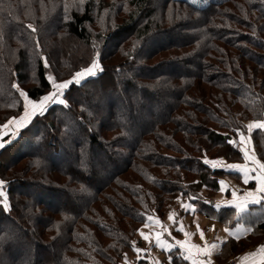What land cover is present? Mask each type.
<instances>
[{
    "label": "trees",
    "instance_id": "obj_1",
    "mask_svg": "<svg viewBox=\"0 0 264 264\" xmlns=\"http://www.w3.org/2000/svg\"><path fill=\"white\" fill-rule=\"evenodd\" d=\"M72 38L81 51H68ZM96 51L103 71L66 92L68 107L51 106L0 149L11 206L0 209V264H119L148 215L194 190L205 195L188 199L198 212L233 222L207 194L236 176L204 161H240L228 139L264 119V0H0V125L23 109L13 85L38 100L50 75L71 77ZM96 85L129 110L138 92L152 106L146 127L137 114L101 118L88 99ZM251 146L264 161V131ZM8 232L29 258L5 246Z\"/></svg>",
    "mask_w": 264,
    "mask_h": 264
},
{
    "label": "crops",
    "instance_id": "obj_2",
    "mask_svg": "<svg viewBox=\"0 0 264 264\" xmlns=\"http://www.w3.org/2000/svg\"><path fill=\"white\" fill-rule=\"evenodd\" d=\"M23 114V109L18 116ZM8 121V120H7ZM7 121L4 122L7 123ZM253 121H246L244 125V132L247 135L246 125ZM3 124V125H4ZM12 128V125H9V129H3V132H8ZM239 140V139H238ZM239 143V141L237 142ZM239 145V144H238ZM244 146L247 149H253L251 146V142L247 145H239V147ZM242 153V152H241ZM221 159H213L209 161H218L216 167H223L226 170L234 173L236 177L232 174L231 176H223L219 180L218 184V192L213 195L210 200L215 205L217 202L229 201L232 200V191H237L239 197H243L246 192L254 191L257 182L259 180V172L253 173L251 171L252 168H255L256 165L252 164L249 160L244 159V155L242 153V159L240 161H231L226 162ZM264 162V161H261ZM241 165L244 166V170L237 169H228L226 165ZM211 165V164H210ZM245 171H247V183L245 180ZM224 182V191H221L220 182ZM203 193V191H201ZM182 196L176 197V203L179 204H187L185 199L181 198ZM179 198V199H178ZM223 208H229L232 210V218L233 222L230 224H224L220 221L214 220L212 218H208L205 215L203 216L196 209L195 214H192L190 211H186L184 207L182 210L175 211H166L161 217L150 214L148 216H152L155 219L159 220V224L149 223L148 227H145V221L137 230L143 231L145 234H150L149 238L152 241L150 244L146 242L140 236L139 232L136 230L135 235L133 236L132 242H135V246L140 249H145V252H141L137 254L133 250V244L131 242V247L123 254L122 258L119 261V264H191V261L185 260L182 256L183 249H178L177 247H172L170 251H165L159 247L155 246L156 233H161V239L168 241L170 245H175V241H187L188 245L196 244L201 247L204 246L205 242L208 244H220V241L227 239V243L223 244L220 248L213 252L211 259L214 260H225L228 258L236 257L240 260V257H244L247 253L256 251L259 246L264 245V234L261 238L258 237L260 232L252 231L250 233H245L243 231L244 228L255 226V224L259 220H264V200H261L259 204H251L247 205V208L244 212L240 213L237 216V210L234 206H222ZM218 209V208H215ZM169 214H173L176 223L169 220ZM146 220V219H145ZM260 221V222H261ZM182 226L185 232L192 233L190 237H186L183 232L178 231L177 229ZM264 222V221H263ZM197 225H199V229L203 230L205 239L202 241L197 231ZM214 228V230H213ZM240 229L239 232L240 239L235 240L227 236L224 229ZM167 229V231H165ZM255 230V228H253ZM169 233H171L169 235ZM240 244V245H238ZM242 244V245H241ZM237 245V246H236ZM193 251H195L193 249ZM127 254V261H125L124 257ZM138 256L140 258H138ZM242 264H260V257L257 256L255 258L248 257L246 260H240Z\"/></svg>",
    "mask_w": 264,
    "mask_h": 264
},
{
    "label": "snow or ice",
    "instance_id": "obj_3",
    "mask_svg": "<svg viewBox=\"0 0 264 264\" xmlns=\"http://www.w3.org/2000/svg\"><path fill=\"white\" fill-rule=\"evenodd\" d=\"M193 3H196L197 0H192ZM80 3H83V0H80ZM28 29H31L32 32H35L36 29L32 27L31 24L26 26ZM97 45L94 43L93 48L96 49ZM100 52L96 51L94 58L92 59L91 63L86 67L81 69L80 71L75 72L72 77L67 81H61L58 82L55 77L49 76L48 80L51 86L52 91H50L48 94L40 97L38 100H32L29 95L19 88L18 85H13L16 87L17 91L19 92V96L23 98V114L17 117H12L8 119L7 123L4 125H0V128L3 129H9V125H12V128L8 132H0V149H3L7 144L11 143L14 139L18 137V134L21 130L25 129L34 119H36L39 116H44L49 108L53 105H61L63 107H68L67 100L64 98L67 91L71 89V87H79L83 86V84L89 79L94 78L97 76L99 72L103 71V67L99 61L100 58ZM127 55V54H126ZM45 67H48L46 58L44 59ZM247 135H245V132L236 129V135L239 137V144L240 145H247L251 142V134L255 130L264 131V119H258L255 120L248 125L245 126ZM9 136L10 138L5 140L4 136ZM228 144H231L233 146H239L237 144V141L234 139H228ZM239 150L243 153L244 159L249 160L252 164L256 165L255 168H252L251 171L253 173L259 172V180L257 182V186L254 191H249L244 194V196L241 198L238 196L237 191H232V200L229 201H222L217 202L215 204L216 208H221L222 206H234L237 210V216H239L240 213L244 212L247 208V205L249 203L251 204H259L261 200H264V162H261L259 158L255 155L254 148L249 150L244 146L239 147ZM206 164H211L213 167L217 166L218 161H204ZM222 163V158L219 161ZM228 169H237V170H244V166L241 165H226ZM247 171H245V180L244 182L247 183ZM7 184V181L0 179V209L3 210H10V203L8 202V198L5 194V186ZM221 191H224V182L221 181ZM179 199V198H178ZM182 207L186 211H190L192 214H195L196 208L193 204H182ZM169 220L173 221V223H176L175 218L173 214H169ZM147 223H145V227L149 226V223L152 224H159V220L155 219L152 216L146 217ZM180 232H183L186 237H190L192 233L185 232L182 222L181 227L177 229ZM214 230V228H213ZM146 242H149L150 244L152 241L150 240L149 236L150 234H145L141 230H137ZM167 231V229H165ZM197 231L199 232L200 238L203 241L205 239V235L203 230L199 229V225H197ZM225 233L228 237L239 240V232L240 229H224ZM243 231L245 233H250L253 231V228L247 227L244 228ZM171 233H169L170 235ZM161 233H156V239H155V246L159 247L165 251H170L172 247H177L178 249H183L182 256L185 260L191 261V264H212V255L215 250L220 248L223 244L227 243V239L220 241V244H208L205 242L204 246L201 247L200 245L191 244L188 245L187 241H175V245H170L168 241L161 239ZM0 239H3V237H0ZM133 244V250L139 254L141 252H145V249H140L135 246V242H132ZM193 249L195 251H193ZM260 257V264H264V245H261L258 247L256 251L247 253L244 257H240V260H246L248 257ZM138 258H140L138 256ZM125 261H127V254H125L124 257Z\"/></svg>",
    "mask_w": 264,
    "mask_h": 264
},
{
    "label": "rangeland",
    "instance_id": "obj_4",
    "mask_svg": "<svg viewBox=\"0 0 264 264\" xmlns=\"http://www.w3.org/2000/svg\"><path fill=\"white\" fill-rule=\"evenodd\" d=\"M188 2H190L191 4H193V5H195V6H203V5H206L207 3H209V2H213V1H219V0H197V2L196 3H193L192 2V0H187ZM53 27V26H52ZM52 27H51V29H52ZM72 42V43H71ZM69 43H70V45L68 46H66V47H68L67 49H68V51H70V52H74V50H76V51H81V45H79V44H76L77 42H76V40H74L73 38H72V40H70L69 41ZM112 44V41L110 42V44L109 45H111ZM149 44L150 43H148L147 45H146V47L148 48V46H149ZM91 63V62H90ZM89 63V64H90ZM88 64V65H89ZM87 67V66H86ZM81 70V69H80ZM80 70H77V71H80ZM77 71H75V72H77ZM74 72V73H75ZM133 72H136V69H134L133 70ZM73 73V74H74ZM72 77V76H71ZM71 77H68V78H66V79H64V80H62V81H67V80H69ZM61 82V81H60ZM95 92H90V95H89V102H90V105L92 106V107H95V109H94V111L95 112H97L98 114H99V116L102 118H104V116H105V113H106V111L107 110H109V109H111V110H113V111H115V113H117V117L119 118V117H121V116H123L124 118H128V117H130V114H132V115H135V114H137L138 116H135V117H137V119H139L140 120V117L144 120L145 119V115H146V110H149V109H151L152 108V106H149V107H147V108H142V106H140V95H139V93L138 92H133V91H129V93L127 94V97L128 98H132V96H133V100H134V103L132 104V106H133V108H131L130 110L125 106V107H121L120 106V104H118V102H117V98H118V95L117 94H115V95H112L111 93H109L108 91H102V90H100L99 88H98V86L96 85L95 86ZM50 91H52V89H50L46 94H48ZM45 94V95H46ZM117 97V98H116ZM135 97V98H134ZM112 101V102H111ZM164 102H166L165 104H167L168 103V100H166V101H164ZM112 103V104H111ZM141 121V123L142 124H138V127H143V128H145L146 127V121H142V120H140ZM0 130H1V132H3V129L2 128H0ZM245 130H243V132H244ZM135 133V132H134ZM78 136H79V134H78ZM5 138H10L9 136H6ZM239 139V137L237 138V142L239 141L238 140ZM79 140H80V142L82 141V138L79 136ZM239 144V143H238ZM240 145V144H239ZM11 154V153H10ZM10 154H7V155H5L4 157H3V159H2V162H4V163H7L8 161H10V159H11V156H12V154L10 155ZM98 154V152H95L94 154H92L91 155V157H90V155H89V160L91 161L92 159H95V160H97L99 163H100V159L98 158V157H96V155ZM98 156V155H97ZM105 165V164H104ZM93 180L94 181H92V185L93 186H95L97 183H98V181H102V179L101 178H99V175L97 174V175H95L94 177H93ZM193 183V182H192ZM191 183V184H192ZM191 186H193V184L191 185ZM199 193V194H198ZM189 194H191V195H189L188 197H181V198H183V200L185 199V202L187 203V204H191V202L188 200V199H190V197H192V195H196V197H198V198H205V195H203L202 193H200L199 191H196L195 192V190L194 191H191ZM178 196H180V195H178ZM207 196L208 197H212V196H210V195H208L207 194ZM206 196V197H207ZM177 197V196H176ZM176 197L171 201V202H169L168 203V208H167V211H175V210H182V204H179V205H177V203H176ZM195 197V196H194ZM194 205V204H193ZM73 209H77V204L76 205H74L73 206ZM140 227V226H139ZM138 227V228H139ZM9 228L7 227V230H8ZM135 235V234H134ZM5 244V246H7L11 251H13V253L14 254H20L21 256H25V257H27V258H29V253L27 252V250L24 248V247H22V246H16L15 245V240H14V238L12 237V235H11V232H8V237H7V240H6V242L4 243Z\"/></svg>",
    "mask_w": 264,
    "mask_h": 264
},
{
    "label": "built area",
    "instance_id": "obj_5",
    "mask_svg": "<svg viewBox=\"0 0 264 264\" xmlns=\"http://www.w3.org/2000/svg\"><path fill=\"white\" fill-rule=\"evenodd\" d=\"M1 132V130H0ZM212 264H241L240 260H238L236 257L230 258L224 261H216L212 259Z\"/></svg>",
    "mask_w": 264,
    "mask_h": 264
}]
</instances>
